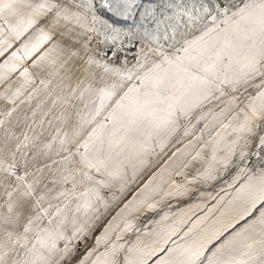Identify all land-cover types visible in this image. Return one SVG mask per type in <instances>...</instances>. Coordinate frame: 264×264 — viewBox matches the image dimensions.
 Returning <instances> with one entry per match:
<instances>
[{"label": "snow or ice", "instance_id": "1", "mask_svg": "<svg viewBox=\"0 0 264 264\" xmlns=\"http://www.w3.org/2000/svg\"><path fill=\"white\" fill-rule=\"evenodd\" d=\"M18 41L0 264H264V0H0Z\"/></svg>", "mask_w": 264, "mask_h": 264}, {"label": "rangeland", "instance_id": "2", "mask_svg": "<svg viewBox=\"0 0 264 264\" xmlns=\"http://www.w3.org/2000/svg\"><path fill=\"white\" fill-rule=\"evenodd\" d=\"M99 1V0H97ZM98 4V2H97ZM20 41L16 42L13 45V48L9 50V52L5 53V56L2 57L0 60V63L3 62V60L7 59L8 55L11 54V51H14L17 47H19ZM111 48L115 46H110ZM124 49L123 51L120 52L121 57H123L125 54L130 58L128 51ZM131 51V50H130ZM134 53V50H132L130 53ZM109 57H111V52L108 53ZM223 179H228L227 176H224ZM222 181H213L210 184H200V185H195L193 186L192 192H190L187 196H177V197H172L169 200L165 201L164 204L161 205L157 211H159L161 214H163V211H167V205H171V211L176 212L179 211L181 208H187L188 205L190 204H195V203H200L199 199V192L200 191H206V192H212L213 189H219L220 184ZM154 218V219H159V216H157L155 213L148 212L145 213L144 216L141 217V222L146 223L148 219Z\"/></svg>", "mask_w": 264, "mask_h": 264}, {"label": "water", "instance_id": "3", "mask_svg": "<svg viewBox=\"0 0 264 264\" xmlns=\"http://www.w3.org/2000/svg\"><path fill=\"white\" fill-rule=\"evenodd\" d=\"M98 3H99V1H98ZM125 43H126V41H125ZM125 49L128 51V54H129L130 57L134 55L135 50H136L135 48H132V49H134V53L132 52V54H131L130 53L132 51L131 49H130L131 51L129 49H127V48H125Z\"/></svg>", "mask_w": 264, "mask_h": 264}, {"label": "bare ground", "instance_id": "4", "mask_svg": "<svg viewBox=\"0 0 264 264\" xmlns=\"http://www.w3.org/2000/svg\"><path fill=\"white\" fill-rule=\"evenodd\" d=\"M97 2H98V1H97ZM112 49H113V47H112V48L110 47V51H109V52H111ZM131 50H134V49H131ZM125 51H126V50H125ZM121 53H122V52H121Z\"/></svg>", "mask_w": 264, "mask_h": 264}, {"label": "crops", "instance_id": "5", "mask_svg": "<svg viewBox=\"0 0 264 264\" xmlns=\"http://www.w3.org/2000/svg\"><path fill=\"white\" fill-rule=\"evenodd\" d=\"M2 59V57H0V60Z\"/></svg>", "mask_w": 264, "mask_h": 264}]
</instances>
